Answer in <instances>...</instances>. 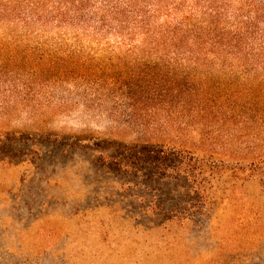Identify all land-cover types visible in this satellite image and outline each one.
<instances>
[{
	"label": "rangeland",
	"instance_id": "rangeland-1",
	"mask_svg": "<svg viewBox=\"0 0 264 264\" xmlns=\"http://www.w3.org/2000/svg\"><path fill=\"white\" fill-rule=\"evenodd\" d=\"M12 18H0V264L259 262L264 248L239 250L264 237L263 122L167 119L156 98L129 99L119 80L54 76ZM203 73L211 92L254 83ZM203 155L238 178L217 185L211 206L175 175L180 157L191 169Z\"/></svg>",
	"mask_w": 264,
	"mask_h": 264
},
{
	"label": "trees",
	"instance_id": "trees-1",
	"mask_svg": "<svg viewBox=\"0 0 264 264\" xmlns=\"http://www.w3.org/2000/svg\"><path fill=\"white\" fill-rule=\"evenodd\" d=\"M20 2L29 7L16 12L0 7V18L13 15L9 24L24 30L22 40L36 43L38 69L44 65L45 72L54 76L119 80L122 86L125 83L129 99L156 98V109L167 119L177 115L241 125L253 118L258 125L264 123V0ZM202 69L203 74L221 71L229 78L245 77L254 83L242 95L237 90L222 91L220 82L211 92L213 87L197 79ZM238 98L246 101L236 109ZM247 101H258L261 109L254 110ZM182 158L175 175L193 183L197 197L206 205L216 201L217 185L238 179L236 174L226 176L218 159L196 158V167L189 169ZM159 166L145 165L144 169L153 171ZM246 242L254 248L239 252L264 248V237H249ZM214 262L225 264L218 258ZM256 264H264V255Z\"/></svg>",
	"mask_w": 264,
	"mask_h": 264
}]
</instances>
